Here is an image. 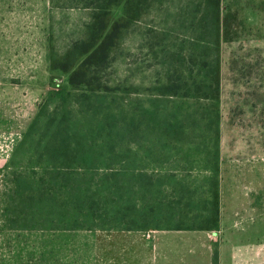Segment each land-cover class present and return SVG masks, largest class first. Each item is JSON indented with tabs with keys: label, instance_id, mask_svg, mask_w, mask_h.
Returning <instances> with one entry per match:
<instances>
[{
	"label": "trees",
	"instance_id": "trees-1",
	"mask_svg": "<svg viewBox=\"0 0 264 264\" xmlns=\"http://www.w3.org/2000/svg\"><path fill=\"white\" fill-rule=\"evenodd\" d=\"M82 1L81 6L91 10L89 22L63 51L48 54L49 80L57 86L56 106L46 114L36 113L1 168L5 172L17 164L16 170L29 169L28 176L12 171L11 204L14 216L21 217L15 221L24 220L18 226L30 228L144 229L140 220L137 228L102 226L96 220L103 216L127 225L130 220L118 207L134 202L136 194L152 188V183L168 197L175 184L170 186L173 172H163L164 163L177 157L183 145L194 144L205 154L209 169L204 175L203 222L168 228L217 227L220 47L223 40H231L229 12L223 14L221 0ZM149 14L158 16L152 22L159 24L147 25L142 32L143 72L153 83L143 87L147 98L139 100L133 80L137 53L124 48V42ZM120 63L125 67L121 78L115 74ZM34 126L44 129L35 142L30 141L35 163L22 165L15 159ZM139 148L143 158L154 154L158 163L154 170L140 172L138 163L133 164ZM176 185L171 191L182 194L185 182ZM89 214L96 220L88 222ZM185 216L176 212L171 219L183 221Z\"/></svg>",
	"mask_w": 264,
	"mask_h": 264
},
{
	"label": "rangeland",
	"instance_id": "rangeland-1",
	"mask_svg": "<svg viewBox=\"0 0 264 264\" xmlns=\"http://www.w3.org/2000/svg\"><path fill=\"white\" fill-rule=\"evenodd\" d=\"M84 3L82 0H0V264H31L20 262V257L56 255V231L4 230L19 227L26 221H15L21 217L14 216L17 212L11 204L13 183L10 180L18 165L7 167L5 172L1 168L6 166L36 113L42 110L46 114L56 106L57 86L49 80L48 54L56 56L72 38L81 34L91 17V10L81 6ZM221 6L223 14L226 11L230 14L231 38L223 40L220 47L219 146L223 144L226 158L231 159L223 173L233 174L238 170L240 174L264 176V0H221ZM154 14L158 15L156 11ZM157 17L142 16L124 42V48H133L137 53L133 80L139 88L136 94L139 100L147 98L145 85L153 83L143 72L146 46L142 32L147 25H159L152 22ZM124 68L123 63L118 64L115 74L121 78ZM63 86L67 87L65 83ZM43 130L34 126L16 162L35 163L31 159L35 158L31 142H35ZM240 145L242 150H235ZM198 148L185 144L178 150L177 157L164 163L163 172H173L168 177L170 186L175 184L168 188V197H163L152 183V188L136 194L134 202L125 208L118 207L130 220L128 226L106 221L103 216L96 220L91 214L86 220L123 228L140 227V220L144 229L201 224L204 175L209 174V169L205 154L199 153ZM136 155L133 164L138 163L140 172L152 171L158 165L154 154L143 158L142 148ZM18 170L19 174L27 175L29 169L18 167ZM179 181L186 184L182 194L171 191L177 190ZM176 212L186 213L185 219H171ZM143 219L147 223H143Z\"/></svg>",
	"mask_w": 264,
	"mask_h": 264
},
{
	"label": "crops",
	"instance_id": "crops-1",
	"mask_svg": "<svg viewBox=\"0 0 264 264\" xmlns=\"http://www.w3.org/2000/svg\"><path fill=\"white\" fill-rule=\"evenodd\" d=\"M222 146L215 228L4 230L56 231V255L20 257L31 264H264V176L223 173Z\"/></svg>",
	"mask_w": 264,
	"mask_h": 264
}]
</instances>
